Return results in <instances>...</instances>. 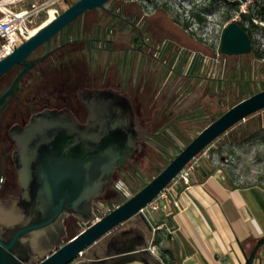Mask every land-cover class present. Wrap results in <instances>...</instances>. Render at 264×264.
Returning <instances> with one entry per match:
<instances>
[{
  "label": "water",
  "instance_id": "95a60500",
  "mask_svg": "<svg viewBox=\"0 0 264 264\" xmlns=\"http://www.w3.org/2000/svg\"><path fill=\"white\" fill-rule=\"evenodd\" d=\"M109 1L78 0L0 60V79L22 67L0 93V114L10 100L18 98L28 75L65 44L29 60L32 54L88 12L106 10ZM252 51L250 35L231 22L222 36L221 54L242 56ZM78 98L88 113L85 123L70 110L47 108L33 114L25 127L16 124L10 129L20 193L0 202V264H164L152 251L154 228L143 210L216 139L263 111L264 90L213 121L144 188L100 219L96 202L105 196L115 173L140 152L143 139L128 94L84 88ZM136 216L143 219L150 235L141 227L116 231ZM69 217L86 228L65 242ZM106 237H110L107 252L87 258L90 249ZM262 246L264 238L245 253V264H255Z\"/></svg>",
  "mask_w": 264,
  "mask_h": 264
},
{
  "label": "rangeland",
  "instance_id": "374dc122",
  "mask_svg": "<svg viewBox=\"0 0 264 264\" xmlns=\"http://www.w3.org/2000/svg\"><path fill=\"white\" fill-rule=\"evenodd\" d=\"M77 1L65 0L59 8V14ZM124 1H129V5L126 8L130 9L131 12L138 11L143 17H145L144 13L147 12L145 37L149 44L154 47L165 48L162 61L159 62L150 58V55H147L146 58L140 54L122 52L108 56V54L98 50L89 51L88 55L86 54L85 56L87 70L82 74V77L80 76V79L76 80L75 77L77 76L74 72H71L67 78L77 85H63V83H57L56 81L47 84V88L54 99V103L49 107H64L74 111L80 117L86 118L87 111L79 101L78 91L82 87L103 86L100 85L99 78L105 69L108 59H114L124 66L127 64L129 66L131 59L134 58L135 67L139 69V87L136 92L134 91L135 94L133 95L132 93L133 96L130 97L136 106L143 141L140 152L130 160V163L140 168L148 177V174L153 172L150 156L154 154V150L146 142L144 135L148 131L159 130L171 120L169 119L171 116L168 117L159 112L157 104H148V98L153 91L158 92L157 98L159 100L162 99L165 92L174 87L172 86L174 70L183 72L185 76L199 75L208 76L212 79L210 81L203 77L188 78L186 85L180 91L181 95H184L183 101L174 107L175 114L173 116L180 115L183 117L184 119L181 120L180 126L185 128L183 129L184 132L189 131L190 135L193 136L197 131H190L191 129L188 127L195 126L194 121L197 120L198 116L196 114L198 111L201 110V112L203 111L207 114V117H212L215 113L224 112L235 101L238 91L243 89V87L250 86L257 90L258 86L264 82V58H256L253 52L248 55L231 57L221 54L222 26L230 18V14L223 15L217 20L215 19L210 25L211 29L205 28L202 31H197L193 18H196V14H198L197 12L200 11L201 7L199 9L194 8V11L189 12H181L177 7V2H188L191 0H147L146 3H133L132 0ZM115 2L119 4L118 0H115ZM222 2L226 1L222 0ZM54 18L55 13L53 11V15H50L45 22H49ZM83 23L88 32L93 26L109 24L100 9L88 12L83 18ZM119 32L115 33V37L120 38L121 41L116 46L125 47L126 45H122V43L127 42L126 37L123 36L124 34L121 31ZM51 43L48 47L57 45L56 41H51ZM255 47L260 51H264V46L261 42H256ZM44 52L45 48H40L33 54V58L41 56ZM147 52L155 55L153 50H148ZM115 69L114 62L109 68V74H113ZM17 73L18 70L13 74L12 78ZM89 75L91 79H88ZM36 91L37 95L35 94L34 99L38 101L37 108L42 109L44 104L41 102V98L44 97L45 92L42 89ZM61 93H64L65 97H61ZM28 117L25 110H20L16 106H12L9 110L8 119L12 125L14 123H23L28 120ZM9 130V128H6L4 131L7 136ZM181 147L184 149L182 145ZM202 160H209L216 166L225 168L231 173L233 180L237 184L264 183V112L254 114L246 121L239 123L212 145L208 146ZM118 181L124 182L131 193L137 189L135 185L128 181L125 173L116 172L105 196L100 200L101 203L108 204L111 208H117L122 199L121 194L115 189V184ZM11 190L12 192L15 191L14 188ZM140 222L144 223L139 216H136L116 231L122 230L130 224ZM65 226L67 232V236L64 239L65 242L86 228L78 225L73 217L67 219ZM108 238H104L103 241ZM164 246H166L165 243ZM160 248L162 249V246ZM154 254L162 260L160 250H156Z\"/></svg>",
  "mask_w": 264,
  "mask_h": 264
},
{
  "label": "crops",
  "instance_id": "0c3cea01",
  "mask_svg": "<svg viewBox=\"0 0 264 264\" xmlns=\"http://www.w3.org/2000/svg\"><path fill=\"white\" fill-rule=\"evenodd\" d=\"M176 195L178 209L146 214L154 228L152 251L169 249L173 264H245L243 246L264 238V183L237 184L225 168L201 160L191 185ZM157 234L162 249L154 245ZM255 264H264V246Z\"/></svg>",
  "mask_w": 264,
  "mask_h": 264
},
{
  "label": "trees",
  "instance_id": "16d2710c",
  "mask_svg": "<svg viewBox=\"0 0 264 264\" xmlns=\"http://www.w3.org/2000/svg\"><path fill=\"white\" fill-rule=\"evenodd\" d=\"M214 2H219V0H213ZM115 0H110L107 5H114ZM233 4H238V2H234ZM205 11H207L205 9ZM196 16L199 20H202L197 14ZM253 16H257L260 20L264 21V1L258 4L255 12H252L248 18L252 19ZM46 16H42L38 22V25H41L44 21H46ZM243 29L250 35L253 43V53L258 59L264 58V51H260L255 47V41L253 39V34L255 31H261L264 33V28H260L258 25L254 23L251 24L249 28L245 27L243 24H240ZM98 26H93L92 32L98 31L96 29ZM87 28L83 23V19L70 25L63 32L57 35L52 42L56 41V46H62L52 57L48 58L46 62L40 64L37 68L31 72L28 77L24 80L22 90L18 94V98L13 99L10 103V108L12 106H16L20 110H25V113L29 116L28 119L35 113H38L49 107L54 103V99L52 97V93L47 88V84L56 81L57 83H63V85L68 84L69 86L77 85L70 79H67L70 75L69 73L74 72L77 77L75 79H80L82 74L87 70V66L85 63V56L88 55L87 45L78 40L80 38H84L87 36ZM52 44L51 42L48 46ZM17 71V67L9 72V76H13V74ZM174 79L172 80L174 87H171L170 90H167L163 95L162 99L159 100L157 98L158 92L153 91L152 95L148 98V104H157L160 113L165 114L171 119L167 122L162 128L157 131H148L145 133L144 138L146 142L152 147L154 150V154L150 156L151 167L153 168L152 174L145 175L140 168L135 166L134 164L128 161L126 167L117 172L125 173L126 178L133 185L136 186L133 195L139 192L142 188H144L148 182H150L155 176H157L160 172L164 170V168L170 163V161L175 158V156L182 151L181 145L185 148L202 130H204L208 125H210L213 121L218 119L221 115H223L227 110H229L234 105L238 104L242 100L256 94L259 91L264 90V82L258 86L257 90L251 88L250 86L243 87L238 91V95L228 108L219 113H215L212 117H207L205 112L198 111L197 112V120L195 122V126L192 125L188 128L192 130H196L195 135H190L189 131L184 132L183 127L180 126L181 120L184 118L180 115L173 116L175 114L174 107L179 105L184 98V95H181V89L186 85V80L188 78H195L194 75L185 76L183 72H179L177 70L173 71ZM16 76V75H15ZM14 76V77H15ZM64 81V82H63ZM71 83V84H69ZM42 89L45 92L44 97L41 98V102L44 104L42 109L37 108L38 101L34 99L35 94L37 95L36 90ZM162 100V101H161ZM170 103H172L170 105ZM58 108V109H63ZM24 113V112H22ZM259 113V112H258ZM218 114V115H217ZM257 114V113H256ZM253 116V115H252ZM251 117V116H250ZM249 118V117H248ZM191 119V118H188ZM173 122V123H171ZM198 122V123H197ZM241 123V122H240ZM15 124V123H14ZM238 125V124H237ZM236 125V126H237ZM235 127V126H234ZM187 128V129H188ZM228 132V131H227ZM226 132V133H227ZM224 135V134H223ZM222 135V136H223ZM221 137V136H220ZM219 137V138H220ZM218 138V139H219ZM216 139V140H218ZM215 140V141H216ZM214 141V142H215ZM213 142V143H214ZM212 143V144H213ZM211 144V145H212ZM202 153V152H201ZM207 175V174H206ZM121 194V193H120ZM122 199L119 205L123 204L126 200L122 194ZM99 201L96 202L98 204ZM109 206L108 204H105ZM111 208V207H110ZM114 210L115 208H111ZM102 216V214H98ZM78 234V233H77ZM76 235V234H75ZM74 235V236H75ZM73 236V237H74ZM72 237V238H73ZM70 238L69 240H71ZM68 240V241H69ZM163 241V236L157 234L154 239L155 246H161ZM244 247V251L246 254H249L254 247ZM162 261L164 264H173V254L169 249H162Z\"/></svg>",
  "mask_w": 264,
  "mask_h": 264
},
{
  "label": "flooded vegetation",
  "instance_id": "af4514ba",
  "mask_svg": "<svg viewBox=\"0 0 264 264\" xmlns=\"http://www.w3.org/2000/svg\"><path fill=\"white\" fill-rule=\"evenodd\" d=\"M118 1H119V4L115 2L114 5H106V10H102L104 17L109 22L108 25L98 26L97 27L98 29H96L98 31H95V32H92V29H91L90 32H87V36H85L84 38H80L78 40L83 41L87 45V48L90 52L98 50V51L108 54V56L119 54L122 52L123 53L128 52V53L137 54V55L140 54V55L145 56L146 58H147V55H150V58L156 59L157 61L161 62L162 55L164 54L165 48L164 47H160V48L154 47L153 45L149 44V42L147 41V38L145 37V34H146L145 31L147 30V21H146L147 12L144 13L145 17H143L139 14L138 11L131 12L130 9L128 10L126 8L129 5L128 4L129 1L128 2L124 0H118ZM133 3H137V2L133 1ZM119 31H121L124 35L122 33L121 34L126 37L127 42L122 43V45H126L125 47L116 46L121 41L120 38L115 37V33H118ZM43 47L45 48V52L41 56H43L45 53L59 46L48 47L47 45ZM148 50H153L155 52V55H151L149 52H147ZM33 54L29 58V60H34V59L41 57L39 56L37 58H33ZM113 61L115 62L116 69L113 74H109V68L112 66V63H114ZM21 69L22 67H17L18 73L21 71ZM125 69L127 70L125 71ZM138 72H139V69H136L135 67L134 58L131 59L129 66L128 64L124 66L121 63H118L114 59H111V60L108 59L105 65V69L103 70L99 78V83L100 85H103V86L82 87L81 89H84V88L90 89V90L112 89L118 93H124V94H128L129 96H133L139 87ZM195 77H203L207 80H210V81L212 80L208 76L204 77V76L196 75ZM14 78L9 76V73H7L5 76H3L0 79V93L12 83ZM88 79H91L90 75L88 76ZM63 94L64 93L60 94L61 97H65L64 96L65 94L64 95ZM12 100L9 101V103L6 105V107L0 114V159H1V178H2L0 182V202L7 201L11 197H17L19 196V193H20V187L18 183V174H17V170H16V167L13 161V153L16 150V143L12 140L10 136V130L8 133L9 137L4 131L6 128L11 129L16 124H19L25 127L31 118L30 117L28 120L24 121L23 123H15L14 125H12V123H10L8 119L10 103ZM64 100H66V98H64ZM63 109H66V108H63ZM70 111L76 116V118L81 123H85L87 121L88 113H87L86 118L85 117L82 118L78 114L74 113V111L72 110ZM13 188L15 189L14 192H12L11 190ZM67 219L65 220V222L67 221ZM132 227H141L145 229L146 232L148 231L146 224L141 223V222L130 224L128 227L124 229H131ZM109 239L110 237L107 240L96 245L94 248L90 249L87 256H92L94 254L96 255L105 254L108 250Z\"/></svg>",
  "mask_w": 264,
  "mask_h": 264
},
{
  "label": "built area",
  "instance_id": "2783aa9c",
  "mask_svg": "<svg viewBox=\"0 0 264 264\" xmlns=\"http://www.w3.org/2000/svg\"><path fill=\"white\" fill-rule=\"evenodd\" d=\"M146 3L147 0H132V2ZM264 0H247L246 2H214L213 0H191L188 2L179 1L177 7L181 12L194 11V8L199 9L194 19V25L197 31H202L205 28L211 29L212 22L221 18L223 15L230 14V18L222 26V36L224 30L231 22L243 24L249 28L252 23L264 28V21L257 16L252 19L248 16L256 11L258 4ZM65 0H0V60L12 54L17 47L24 41L32 37L33 31L40 29L44 24L38 25L42 16L48 19L50 11H54L55 16L59 14V8ZM203 7V8H202ZM204 9V10H203ZM205 9L207 11H205ZM203 10V11H202ZM46 19V20H47ZM37 30V31H38ZM253 39L256 42H261L264 46V33L255 31ZM222 40V38H221ZM208 147L202 151L191 163H189L179 175L143 210L145 214L147 211L157 212H171L180 207L177 199V190L181 187H188L192 183V177L195 168L200 164ZM115 189L124 197L129 199L133 193L127 188L124 182L118 181L115 184ZM112 209L109 206L101 203L96 204L95 213L98 219L110 213ZM102 214V216L98 215Z\"/></svg>",
  "mask_w": 264,
  "mask_h": 264
},
{
  "label": "bare ground",
  "instance_id": "6f19581e",
  "mask_svg": "<svg viewBox=\"0 0 264 264\" xmlns=\"http://www.w3.org/2000/svg\"><path fill=\"white\" fill-rule=\"evenodd\" d=\"M50 15H53V11H52V10L50 11ZM50 21H51V20H50ZM50 21H49V22H50ZM46 23H48V21L45 22L44 24H46ZM37 30H38V29H36L35 31H33V34H35V33L37 32Z\"/></svg>",
  "mask_w": 264,
  "mask_h": 264
}]
</instances>
